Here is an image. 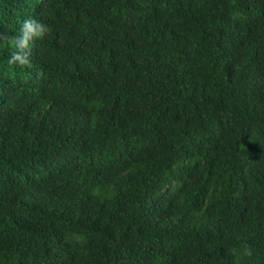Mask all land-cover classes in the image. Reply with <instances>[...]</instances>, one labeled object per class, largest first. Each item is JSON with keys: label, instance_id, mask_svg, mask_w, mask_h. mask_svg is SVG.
Instances as JSON below:
<instances>
[{"label": "trees", "instance_id": "16d2710c", "mask_svg": "<svg viewBox=\"0 0 264 264\" xmlns=\"http://www.w3.org/2000/svg\"><path fill=\"white\" fill-rule=\"evenodd\" d=\"M0 264H264V0H0Z\"/></svg>", "mask_w": 264, "mask_h": 264}, {"label": "clouds", "instance_id": "9594fccd", "mask_svg": "<svg viewBox=\"0 0 264 264\" xmlns=\"http://www.w3.org/2000/svg\"><path fill=\"white\" fill-rule=\"evenodd\" d=\"M48 30L49 25L42 19L33 16L25 17L20 22L18 32L8 38L7 42L11 45L12 51L7 63L9 65L29 64L33 47L45 36Z\"/></svg>", "mask_w": 264, "mask_h": 264}]
</instances>
